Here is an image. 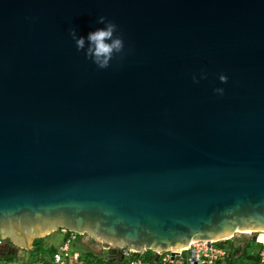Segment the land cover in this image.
I'll return each instance as SVG.
<instances>
[{
  "label": "water",
  "instance_id": "1",
  "mask_svg": "<svg viewBox=\"0 0 264 264\" xmlns=\"http://www.w3.org/2000/svg\"><path fill=\"white\" fill-rule=\"evenodd\" d=\"M62 228L118 261L264 234V0H0V238Z\"/></svg>",
  "mask_w": 264,
  "mask_h": 264
},
{
  "label": "built area",
  "instance_id": "2",
  "mask_svg": "<svg viewBox=\"0 0 264 264\" xmlns=\"http://www.w3.org/2000/svg\"><path fill=\"white\" fill-rule=\"evenodd\" d=\"M59 232L63 242L54 254L53 264H87V261L82 259V252L76 249L81 238L86 235H80L64 228L60 229ZM223 242L226 241H193L185 248L152 252L149 259L144 257V253L139 257L132 256V254L126 255L125 259L121 261L123 264H179V261H184L183 264H217V262L225 261L231 253V248L227 245H222ZM2 245H4V240L0 238V247ZM122 253H125V251L119 249V256ZM1 256L0 264H29V260L22 257L14 256V259H12L13 257L9 259L2 254ZM259 256L260 264H264V247L260 250ZM41 262L39 261L38 264H42ZM91 264L102 263L91 262Z\"/></svg>",
  "mask_w": 264,
  "mask_h": 264
},
{
  "label": "clouds",
  "instance_id": "3",
  "mask_svg": "<svg viewBox=\"0 0 264 264\" xmlns=\"http://www.w3.org/2000/svg\"><path fill=\"white\" fill-rule=\"evenodd\" d=\"M99 22L105 23L106 17L101 16ZM116 30L117 25L111 21H108L106 24V28L89 33L87 37L90 46L85 53V56L91 59L100 69L108 68L113 56L122 52L124 49L123 38L114 37ZM70 35L76 42L77 50L83 51L85 47V39L83 37L77 38L75 29H71ZM109 40H111L112 42L107 43L106 41ZM203 78L206 79V75ZM219 79L222 83H227L228 81V77L225 75H221ZM193 80L195 82H198L195 76L193 77ZM215 91L220 95H223L224 93V89L222 88L215 89Z\"/></svg>",
  "mask_w": 264,
  "mask_h": 264
},
{
  "label": "trees",
  "instance_id": "4",
  "mask_svg": "<svg viewBox=\"0 0 264 264\" xmlns=\"http://www.w3.org/2000/svg\"><path fill=\"white\" fill-rule=\"evenodd\" d=\"M222 245H227L231 248L230 256L223 262H217V264H237V260L243 259L247 261L248 264H260V256L257 254L256 256H251L249 254V250L252 249L255 245L258 247V250H261L264 247V237L258 238L256 240L248 242L247 246L245 247L243 254L240 257L235 258V256L240 252V248L236 247L234 241L223 242ZM13 247V245L11 244ZM57 252L54 248H49L45 246V239H40L35 241L33 249L29 252L32 263L39 262V255L42 256V261L46 264H52L51 260H53L54 254ZM152 252L148 251L144 254L146 259L151 257ZM10 259V258H9ZM14 259V257L12 258ZM11 259V260H12ZM82 259L87 261V264H91L93 261H97L102 264H123L122 261L118 260H107L102 258H97V256L91 252H83ZM8 260V259H7ZM41 261V260H40ZM105 261H107L105 263Z\"/></svg>",
  "mask_w": 264,
  "mask_h": 264
},
{
  "label": "rangeland",
  "instance_id": "5",
  "mask_svg": "<svg viewBox=\"0 0 264 264\" xmlns=\"http://www.w3.org/2000/svg\"><path fill=\"white\" fill-rule=\"evenodd\" d=\"M57 235L56 233L52 234L51 236H49L45 241L48 242H52V240L54 239V236ZM264 234H257V233H243V232H239L235 235L234 237V244L236 247L240 248V252L235 256V258L240 257L243 254V251L245 249V247L247 246L248 242L256 240L258 238H263ZM90 238L89 236H85L83 238H81L80 242H79V246L76 247L77 250H79L80 252H91L93 254H95L97 256V258H102V259H107L108 258L103 255V253L100 251V249H102L100 246H98V244H93L92 242H89ZM91 245V246H90ZM260 252V250H258V247L255 245L252 249L249 250V254L251 256H256L258 253ZM21 253L26 256H30L29 252H25V251H21ZM27 258V257H26ZM93 262H97V261H93ZM184 261H179V264H183ZM237 264H248L247 261H244L243 259L237 260Z\"/></svg>",
  "mask_w": 264,
  "mask_h": 264
},
{
  "label": "crops",
  "instance_id": "6",
  "mask_svg": "<svg viewBox=\"0 0 264 264\" xmlns=\"http://www.w3.org/2000/svg\"><path fill=\"white\" fill-rule=\"evenodd\" d=\"M57 235L54 236V239L52 240V242H48V241H45V246L46 247H49V248H54L56 250H58V248L60 247V245L62 244L63 242V238L60 234V232H56ZM51 236V235H50ZM49 237V236H48ZM47 237V238H48ZM45 238V240L47 239ZM21 251H24V250H20L16 247H12L11 245L9 247H6V244L4 243V245H2L0 247V252L1 254L5 257V258H11V257H22V258H25L26 260L28 259L29 260V264H38L39 262H36V263H32L31 262V256H24ZM26 252V251H25ZM28 252V251H27ZM30 252V251H29ZM259 254V253H258ZM42 256H44L43 254L42 255H39L38 258H39V261L41 260L42 261ZM27 257V258H26ZM44 260V258H43ZM52 261V260H51ZM42 264L43 261L41 262ZM53 264V261L51 262ZM47 264V263H46Z\"/></svg>",
  "mask_w": 264,
  "mask_h": 264
},
{
  "label": "flooded vegetation",
  "instance_id": "7",
  "mask_svg": "<svg viewBox=\"0 0 264 264\" xmlns=\"http://www.w3.org/2000/svg\"><path fill=\"white\" fill-rule=\"evenodd\" d=\"M4 243L6 244V247H9L11 245L10 243H7L6 241H4ZM100 251L103 253V255L106 254L105 256L108 258V260H118L119 257H120L119 254H118L119 253V249H109V250L100 249Z\"/></svg>",
  "mask_w": 264,
  "mask_h": 264
},
{
  "label": "bare ground",
  "instance_id": "8",
  "mask_svg": "<svg viewBox=\"0 0 264 264\" xmlns=\"http://www.w3.org/2000/svg\"><path fill=\"white\" fill-rule=\"evenodd\" d=\"M239 232L247 233V232H245V231H239Z\"/></svg>",
  "mask_w": 264,
  "mask_h": 264
}]
</instances>
